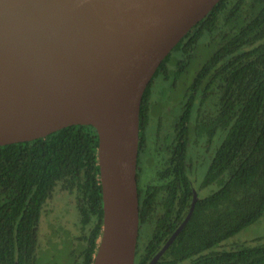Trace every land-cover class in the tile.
I'll return each mask as SVG.
<instances>
[{"label": "trees", "instance_id": "trees-1", "mask_svg": "<svg viewBox=\"0 0 264 264\" xmlns=\"http://www.w3.org/2000/svg\"><path fill=\"white\" fill-rule=\"evenodd\" d=\"M206 51L190 77V62ZM159 75H172L173 87L184 80L186 93L172 128L163 131L158 116L151 141L146 128ZM201 140L208 161L195 179L191 153ZM97 144L92 126L71 125L0 146V264H36L44 209L65 192L81 230L78 263L92 264L102 225ZM159 153L157 173L140 183L143 155ZM137 178L134 264H148L182 222L155 264H264V237L222 244L264 214V0H219L163 59L140 103ZM207 185L214 187L200 194Z\"/></svg>", "mask_w": 264, "mask_h": 264}, {"label": "water", "instance_id": "water-1", "mask_svg": "<svg viewBox=\"0 0 264 264\" xmlns=\"http://www.w3.org/2000/svg\"><path fill=\"white\" fill-rule=\"evenodd\" d=\"M218 1L0 0V146L71 125L96 130L102 225L92 264H134L142 96Z\"/></svg>", "mask_w": 264, "mask_h": 264}, {"label": "rangeland", "instance_id": "rangeland-1", "mask_svg": "<svg viewBox=\"0 0 264 264\" xmlns=\"http://www.w3.org/2000/svg\"><path fill=\"white\" fill-rule=\"evenodd\" d=\"M210 53L211 51H206V55L204 53L198 54L190 62V77ZM175 55L172 56L171 63ZM189 74L187 73L188 78ZM182 78H184L183 75L179 79L181 80ZM173 82L172 75L166 80L159 75L153 83L149 110L150 118L146 128L147 138L151 139V141L155 140L154 134L158 129L156 120L158 116L160 117L161 129L166 131L172 128L171 126L180 114L181 102L186 93L184 80L177 81L174 87L170 86ZM151 141L149 140V146L152 145ZM202 144L201 140L197 149L191 150V157L193 162L196 161L199 166L204 167L208 158H204L202 155L204 152V149L201 148ZM143 157L144 159L139 163L141 181L153 173L152 161L145 159L144 155ZM197 163H195V179L200 178L203 173V168L199 167ZM198 182L194 180L195 187H197ZM77 222V210L73 196L66 192L64 194L56 193L46 205L41 217L36 264H79V260L76 257L79 246L75 241H77L76 237L81 233V230H79ZM260 237H264V214L255 223L226 239L225 243L223 242L222 244L244 242L252 245L255 243V239Z\"/></svg>", "mask_w": 264, "mask_h": 264}, {"label": "flooded vegetation", "instance_id": "flooded-vegetation-1", "mask_svg": "<svg viewBox=\"0 0 264 264\" xmlns=\"http://www.w3.org/2000/svg\"><path fill=\"white\" fill-rule=\"evenodd\" d=\"M208 154H209V151H208V150H204V152H203L202 155H203L204 158H207V157H208ZM159 156H162V153H159V154L156 156L157 158H156V157H153V158H155V159L150 160V161H152V163H153V166H152V167H153V168H152V172H153L154 174L157 173V169L160 167L159 164H158V161H157V159H158ZM206 161H208V159H206ZM188 164H189V161L186 160L185 165H186L187 167H188ZM140 168H141V167H140V165H139V169H138V171H139V175H140ZM202 168H203V170L205 171L206 168H205V169H204V167H202ZM187 175L189 176V173H188ZM152 177H153V176H152ZM157 177H158V176H157ZM157 177L154 176V180H153V182L155 183V184H154L155 187H157L156 184L158 183ZM137 179H138V178H137ZM142 181H143V179H142ZM142 181H141V179H140V183H142ZM197 181H198V180H197ZM198 186H199V184H197L196 189H198ZM213 187H214L213 185H207V186L204 187L203 189L199 190V193H200V194H207V193L209 192V190L212 189ZM182 223H183V222H182ZM182 223L177 227V229L180 228V226H183ZM181 228H182V227H181ZM177 229H176V230H177ZM176 230H175V231H176ZM175 231H174V232H175ZM174 232L171 234V236L174 234ZM176 235H177V234H176ZM176 235H175V236H176ZM171 236H170V237H171ZM170 237H169V238H170ZM174 238H175V237H174ZM168 240H169V239H168ZM168 240H167V241H168ZM171 242H172V241H171ZM171 242H170V243H171ZM170 243H169V244H170ZM165 244H166V242H165ZM165 244H164V245H165ZM164 245H163V246H164ZM136 246H137V245H136ZM163 246L160 248V250H162ZM168 246H169V245H168ZM166 248H167V247H166ZM166 248H165V249H166ZM165 249H164V250H165ZM160 250H159V251H160ZM159 251L153 256V258L159 253ZM161 254H162V253H161ZM161 254H160V255H161ZM160 255H159V256H160ZM159 256L156 258L155 262L157 261V259L159 258ZM153 258H151L150 261H152ZM150 261H149V262H150ZM149 262H148V264H149ZM155 262H154L153 264H155Z\"/></svg>", "mask_w": 264, "mask_h": 264}]
</instances>
